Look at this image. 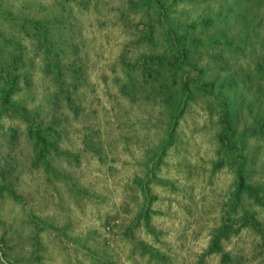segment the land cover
<instances>
[{"label":"rangeland","instance_id":"obj_1","mask_svg":"<svg viewBox=\"0 0 264 264\" xmlns=\"http://www.w3.org/2000/svg\"><path fill=\"white\" fill-rule=\"evenodd\" d=\"M0 264H264V0H0Z\"/></svg>","mask_w":264,"mask_h":264},{"label":"trees","instance_id":"obj_2","mask_svg":"<svg viewBox=\"0 0 264 264\" xmlns=\"http://www.w3.org/2000/svg\"><path fill=\"white\" fill-rule=\"evenodd\" d=\"M176 41L179 42V39H176ZM178 42L176 43V44H177V47H179ZM179 50H180V55H181V57H185V51H184L183 49H181V48H180ZM38 139H39V141H40L41 143L44 144V146L46 145V142H45L44 138H43L41 135L38 136ZM244 181H245V180L242 178V179H241V187L244 186Z\"/></svg>","mask_w":264,"mask_h":264}]
</instances>
